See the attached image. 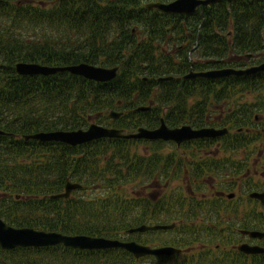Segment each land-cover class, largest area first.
Instances as JSON below:
<instances>
[{"label":"trees","instance_id":"16d2710c","mask_svg":"<svg viewBox=\"0 0 264 264\" xmlns=\"http://www.w3.org/2000/svg\"><path fill=\"white\" fill-rule=\"evenodd\" d=\"M150 1L170 0L0 1V130L9 134L0 135V215L8 224L110 238H117L122 232L124 240L141 243L143 233L128 234L126 230L143 223L179 220L171 230L144 233L181 232L179 247L186 248L192 241L190 234L196 232L194 226L186 225L188 218L183 213L184 205L189 206L190 202L181 188H173L169 194L162 192L158 203H152L153 217L149 219L144 218L150 205L148 198H127L118 193L122 185L137 179L143 165L150 169L143 172L145 179L156 172L153 182L168 185L169 173L182 174L185 185L188 170L184 158H166L157 165H153L156 158L144 162H139V158L130 160L123 147L134 139L100 138L70 146L22 138L24 134L41 130L86 128L93 121L126 132L141 124L154 127L161 117L169 126L185 123L199 127L204 124L195 125L182 117L184 110L180 102L185 94L200 89L204 96L221 97L222 102L229 99L230 87H264V72L218 79H183L190 68L200 71L246 67L250 59L246 58L247 54H251V59L256 54L257 64L263 62L264 0H219L201 5L190 14H163L155 8H146ZM21 61L53 66L87 62L118 66L119 70L107 82L87 80L68 72L19 75L15 64ZM160 76L173 78L159 81ZM150 102V110H136ZM110 110L120 111L122 115L111 119ZM251 117L250 106L241 109L224 124H229L226 126L231 129L233 123L242 131L222 137L244 138L238 145L245 144L247 137L255 141L260 136L248 135L243 127ZM259 123H264V115ZM213 141L217 140L206 143ZM252 154H255L253 149ZM115 157L117 162L113 161ZM103 161L104 167L99 165ZM169 165H173L172 170H168ZM197 168V177L218 171V166L212 164ZM68 180L81 184V188L68 198L51 199L49 195L62 191ZM74 192L79 194L77 198ZM16 195L19 198H14ZM169 214L178 219L169 218ZM251 215L258 219L256 223L251 219V228L264 227L261 213L252 211ZM238 224L248 228L246 218ZM209 230L223 232L217 226ZM167 242L174 244L172 240ZM5 252L23 255L8 260L6 257L10 264H84V260L92 259L93 262L86 264H135L142 259L136 260L119 248L85 251L61 245ZM84 252L87 258L69 257L71 253ZM232 261L236 262L235 257ZM205 263L215 264L209 257L198 264ZM178 264L192 262L185 260ZM251 264H264V254L252 256Z\"/></svg>","mask_w":264,"mask_h":264},{"label":"rangeland","instance_id":"374dc122","mask_svg":"<svg viewBox=\"0 0 264 264\" xmlns=\"http://www.w3.org/2000/svg\"><path fill=\"white\" fill-rule=\"evenodd\" d=\"M257 55L255 54L252 59H249V65L257 64ZM228 90V93H230V97H227L229 99H226L225 101H221V97L218 99H214L212 97L204 96L203 93H201L200 89L194 90L190 94H185L183 97V101H181V105L183 106V114L182 117L184 119H189L195 122V125L198 124H204L202 126H215L220 127L224 123H229L227 120H230L234 114H237L241 109H243L246 106H250L252 109V117L250 122L247 125H243L246 130H251V127L255 126V131H258L255 135L260 136L258 137L254 143H251V137H249V142H246L243 145L238 146V150L236 158L240 159L244 157V153H251V147L253 148L255 154L250 157V162H253L254 159L259 160L256 170H254L251 167V183L252 185L250 187H247L248 179H243V175L245 171H243L240 174L239 179V188H235L234 191H230L232 189V186H228V184L223 183L224 179L230 178L229 175H223L220 177V174H203L201 176V179L198 181H201L199 183L201 186L194 192H187L185 189V185L182 182L183 175L180 176H171V173H169V181H168V187L164 190L162 188V192L165 191V194H169V190L175 188H181L182 194L185 195L187 198L188 195L194 196V199L202 198V196L206 198H210L213 195L216 196L217 191H220L222 188H227L228 193L233 192L235 199L233 200V203H231V207H236V211L230 214V212L225 216V218H231L234 217L236 219H239L238 222H241L244 218H246L248 212L252 211H263L264 207L259 204L255 205L250 198L248 197V193L253 190L257 189H263L264 187V134H260L259 130L261 127L264 126V123L259 124H253L254 116L255 115H264V87L260 89H247L244 86H237V87H230ZM222 94V92H221ZM179 102L176 100V103ZM226 102L224 109L221 108L222 103ZM229 110L231 111L230 114ZM198 118L197 120L191 119ZM93 123H97L100 125H104L102 123L93 121ZM185 124V123H183ZM231 128V134H234L236 132V127L233 123ZM142 126H145L141 124ZM157 125V124H156ZM155 125V126H156ZM182 125V124H181ZM154 126V127H155ZM227 127V126H226ZM248 135H251L247 133ZM137 140V141H135ZM126 152H128V156L130 160H133L135 158L141 159L139 162H144L147 158H156L158 159L155 164L157 165L158 162L161 163L163 159L166 158H176V159H183V158H198L199 154L203 153H214L215 155L225 153V151L222 146H218L216 142L212 143H206V142H194V143H182L180 145H176L173 142H150V141H143L140 139H134L133 142H130L123 147ZM229 151H232L231 149ZM108 156V155H107ZM210 157V156H208ZM111 160V159H109ZM114 162L118 161V158H113ZM138 162V161H137ZM105 161L100 162L99 165L104 167ZM183 165V164H181ZM160 166V164L158 165ZM173 165H169L167 168L168 170H172ZM183 168L180 167V170ZM190 169V166H189ZM150 172L149 166L143 165L142 168H140V175L137 177L135 181H131L128 183H125L119 188L118 193L121 194L124 197L131 198V197H145L148 198L150 201V205L148 206V211L146 212L145 219H149L153 217L152 213V203L154 200V193H155V187L153 186L155 182L153 180L156 179L157 173L154 172L150 174L149 179H145L143 177V172ZM183 172V171H182ZM216 177V178H215ZM246 178V177H245ZM248 178V176H247ZM231 184V182H228ZM232 185V184H231ZM176 195L181 194V192H175ZM78 193L74 192V197H78ZM211 201V199H208ZM251 201V202H250ZM178 208V206H175ZM184 208H188V205L186 204ZM206 215L209 216V213L206 212ZM169 218H175L172 217L171 214H169ZM0 217L8 224L6 219H4L3 216L0 215ZM213 220L220 221L217 214H212ZM202 219L200 217L197 218V223L200 222ZM223 220V218L221 219ZM154 221V220H150ZM170 222V221H169ZM188 224H190V220L186 221ZM155 223V222H154ZM211 222L210 220H207L205 222V225L210 226ZM227 220L224 219L219 224V228H222L226 230L227 228ZM240 224H235L234 228H238ZM234 229V232L239 235H235L237 237V240H233L227 233H223L222 235L219 234H206L203 235L202 233H199L198 235H195L196 233L190 234V238H193L192 241L188 242V245L191 247L188 249H183V252L172 257V258H164V259H157V258H151L146 257L144 259L139 260V262H135V264H178L182 261H189L192 262V264H198L201 261L204 260L205 257H209V259L212 262H215V264H226V261H231L232 264H238L236 262H233L232 259L233 256L229 255L230 253L228 251H231L233 253V249L235 248L236 244H239L240 242L246 241L248 242L247 236H241L239 233H237ZM227 231V230H226ZM122 232L117 234L115 237L119 239H123L124 235H121ZM182 234L181 232H175L172 231L166 232V233H160L154 234V233H143L141 235V243L148 244L150 246H158L161 244H165L166 241H173L174 244L178 247L177 241L181 238ZM235 243V245H232V242ZM167 242V243H170ZM250 243L253 242L252 240L249 241ZM257 243L263 244L264 241H257ZM18 255H21L19 252H13V253H6L5 251L0 249V264H2L3 261H5V258L8 260V258H17ZM34 257V256H33ZM61 257H63V252L61 254ZM69 257H88V254L85 252L83 254L80 253H71L69 254ZM248 260H251L248 258ZM69 260H65V262H68ZM87 262H93L92 260H84L83 263L86 264ZM206 264V263H205ZM246 264H251L250 261H247Z\"/></svg>","mask_w":264,"mask_h":264},{"label":"water","instance_id":"95a60500","mask_svg":"<svg viewBox=\"0 0 264 264\" xmlns=\"http://www.w3.org/2000/svg\"><path fill=\"white\" fill-rule=\"evenodd\" d=\"M1 1V0H0ZM219 0H170L151 1L146 4L148 9H157L158 11L168 14H190L201 5H208L218 2ZM250 54H247L249 57ZM118 67H104L87 62H79L64 66H51L38 62H17L15 71L19 75H42L48 76L58 72H69L73 75L97 82H106L113 79L117 74ZM264 72V61L248 66L245 68L223 67L209 70L195 71L190 69L183 77L189 78H207L217 79L227 76H248ZM172 76L160 77L159 80L171 79ZM150 106H139L138 111H146ZM121 112L111 111L109 116L117 118ZM264 131V128L262 129ZM228 132L227 128L201 127L193 128L190 125H181L169 127L160 118V123L154 128L140 126L135 132L126 133L119 128H111L96 123L89 124L86 128L78 129H54L47 131H37L23 135L25 140L33 139L40 142H61L70 146H76L90 142L100 138H125V139H146V140H162L172 141L177 145L191 139L198 138H215L224 135ZM0 134L4 131L0 130ZM80 184L67 181L64 186V191L51 195V198H66L74 189L80 188ZM234 193L228 194V197H233ZM249 197L256 198L264 205V190L261 192L252 191ZM175 224H141L136 227L129 228L128 233L146 232L154 230H169L174 228ZM242 234H246L251 238L264 237V231L258 230H240ZM62 244L66 247L74 249L99 250L107 248H122L130 252L135 258H140L146 255L154 256H172L178 254L181 249L173 245H165L151 247L138 243L134 240H121L118 238H108L104 236H94L87 234H63L57 231L37 230L31 227H13L6 224L0 217V248L2 250H10L16 247H44ZM238 249L245 254L264 253V248L259 245H250L241 243ZM8 264V263H4Z\"/></svg>","mask_w":264,"mask_h":264},{"label":"flooded vegetation","instance_id":"af4514ba","mask_svg":"<svg viewBox=\"0 0 264 264\" xmlns=\"http://www.w3.org/2000/svg\"><path fill=\"white\" fill-rule=\"evenodd\" d=\"M225 104H226V102L222 103V106H221L222 109H224ZM259 120H260V116H254V122H255L254 124H258ZM263 127L260 128V132H261V129ZM246 131H250V130H246ZM254 133H256L255 126L251 127V134H254ZM251 139H252V143H254L255 138L251 137ZM204 140H210V139H204ZM216 140H217L216 143L218 144V146L219 147L222 146V148L227 152L221 153L218 155H215L214 153H203V154H199L198 158H188V157L184 158L185 164L190 166V169L187 171L188 175L187 174L185 175V177H186L185 178V189L187 191L194 192L195 189L197 190L201 186L199 184V183H201V181H198L201 179V177L196 176V174L198 172L197 166H199V165H202V167L209 166L211 164L214 167L218 166V168H217L218 171H213L210 173L208 171L205 174L210 175V174L216 173V174H220V177L225 175V174L229 175L230 178L224 179L223 183L228 184V186H230V187L232 186V189L230 191H234L235 188H237V189L239 188V182H238L240 179L239 176L243 171H245V173L243 175V177H244L243 179H248L247 187H250L252 185V183H251V176H252L251 175V167L254 170H256V167H257L259 160L254 159L253 162H250L249 158L254 155V154L251 155V153H244L245 154L244 157H242L240 159L236 158V155H235L237 153L236 151L238 150L239 141L244 140V138H240L237 136H231V137H227V138L218 137V138H216ZM225 142H227L226 145H229V146H226ZM230 149L232 151H229ZM252 149L253 148L251 147V150ZM208 156H210V157H208ZM192 175H194V176H192ZM247 176H248V178H247ZM228 182H231L232 185ZM153 186L156 188L155 193H154V201L156 203H158V199L160 198L161 192L163 191L162 188H164V190H165L168 187V185H160L159 182L157 181V182H155V185H153ZM227 188H222L220 191H217L216 196L213 195L210 198H206V197L202 196V198L194 199L193 194L188 195V197L186 198V201L190 202V204L188 203L189 204L188 208H186V209L184 208V210H183L185 218L186 219L189 218V220L192 221V223L196 224L197 218L200 217L202 220L200 222H198V224L200 225L199 230H201L205 226V222L208 220V216L206 215V212L208 211L209 214L210 213H216L221 222L224 221V219L227 220L228 224H227L226 230L227 231H234L235 228H233L232 225L237 224L239 219H236L234 217L225 218V216L229 212H230V214L231 213L234 214V212L237 210L236 207H231V203H233L235 196L232 198H228L227 194H229L230 192L228 193V190H226ZM261 190H264V188L260 189V190L257 189L256 191H261ZM14 198L17 199L19 197H18V195H16ZM206 199H211V201L206 202L205 201ZM250 200L255 205L261 204L256 199L250 198ZM197 205H200V206H197ZM176 212L180 213L179 210H177ZM256 212L262 214V218H260V220H261V222H264V219H263L264 218V210L262 212L261 211H255V213ZM162 214L165 216V219H167L166 215L163 212H162ZM222 218H223V220H221ZM251 219H253L255 221V223L258 220V219H256V217H252L251 210H250L246 216V221H248V228H244V229L251 230ZM177 221L179 222V220H175V222H177ZM212 227H215V225L213 224ZM239 229L240 228H236V231H238ZM255 229H257V228H255ZM259 229L264 230V227L259 228ZM247 239H248L247 243H250L249 241L252 240L253 242H251L250 244H259V245L264 246V243L263 244L257 243V241H261V242L264 241V238H262V239H251V238L247 237ZM243 242H246V241H243ZM233 251L238 253L237 258L239 260L244 261V262L250 261V263H251V260H248V258L251 259L252 256H256V254L255 255H244V254L237 252L236 250H233ZM172 257L173 256H170L169 258H172ZM163 258H165V257H161V259H163Z\"/></svg>","mask_w":264,"mask_h":264}]
</instances>
